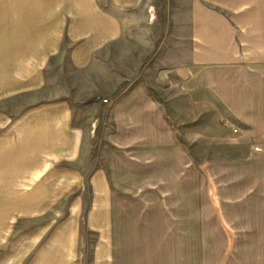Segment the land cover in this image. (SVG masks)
<instances>
[{"label": "crops", "instance_id": "0c3cea01", "mask_svg": "<svg viewBox=\"0 0 264 264\" xmlns=\"http://www.w3.org/2000/svg\"><path fill=\"white\" fill-rule=\"evenodd\" d=\"M149 3L0 0V264H144L145 255L120 259L133 238L119 218L116 159L95 161L72 100L51 93L67 79L51 75L88 69ZM175 49L186 94L145 93L112 122L126 177L146 176L133 147L179 146L180 131L193 140L198 114L204 139L222 132L218 120L232 121L237 145L258 147L236 160L264 170V0H189Z\"/></svg>", "mask_w": 264, "mask_h": 264}, {"label": "rangeland", "instance_id": "374dc122", "mask_svg": "<svg viewBox=\"0 0 264 264\" xmlns=\"http://www.w3.org/2000/svg\"><path fill=\"white\" fill-rule=\"evenodd\" d=\"M188 2L150 0L145 15L137 10L124 20V35L92 66L52 74L67 80L53 82L51 93L72 100L76 122L90 133L95 161L106 166L116 159L119 218L131 225L133 238L121 260L145 255L144 264H264V170L252 172V162L236 160L258 147H239L232 121L218 120L222 132L216 128L215 139H204L198 114L193 140L180 131L179 146L133 147L131 156L146 159L144 177L142 171L126 177L123 147L110 139L112 122L144 101L145 93L159 101L186 94L187 81L172 63Z\"/></svg>", "mask_w": 264, "mask_h": 264}, {"label": "built area", "instance_id": "2783aa9c", "mask_svg": "<svg viewBox=\"0 0 264 264\" xmlns=\"http://www.w3.org/2000/svg\"><path fill=\"white\" fill-rule=\"evenodd\" d=\"M238 130V128L237 127H234V131H237Z\"/></svg>", "mask_w": 264, "mask_h": 264}]
</instances>
